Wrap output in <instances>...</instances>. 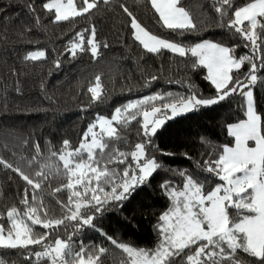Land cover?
I'll list each match as a JSON object with an SVG mask.
<instances>
[{"label": "trees", "instance_id": "obj_1", "mask_svg": "<svg viewBox=\"0 0 264 264\" xmlns=\"http://www.w3.org/2000/svg\"><path fill=\"white\" fill-rule=\"evenodd\" d=\"M47 1L0 0V159L30 178L41 180L37 194H42L50 215L60 216L57 200L67 202L68 192L55 189L64 185L66 178L48 168L44 169L47 179L35 173L45 163L61 165L51 153L59 154L65 140L73 149L78 147L98 114L112 117L115 108L149 95L172 93L175 98L186 97L194 91L208 98L216 94L214 86L206 79V69L193 67L196 58L190 53L185 57L167 50L159 55L147 53L134 39L132 17L150 33L185 47L207 40L232 48L237 58L253 53L251 47H245L238 33L222 26L227 23V17L221 21L213 6L215 0H181L197 25V29L191 31L164 27L151 0L100 2L85 15L61 22H54V14L42 7ZM248 2L234 0L233 7ZM30 4L35 11H30ZM124 7L132 17L123 11ZM93 27L95 40L100 45L98 55L94 58L85 44L89 50H77L73 57L70 42L81 32L86 37ZM36 50L44 51L46 58L25 59ZM247 70L245 64L239 72L233 70L232 75L243 78ZM97 76L101 82V99L93 101L88 89L94 86ZM153 76L157 79L152 80ZM258 76L264 77V69ZM252 90L256 110L264 116V85L258 80ZM163 102L158 100L156 104ZM245 111L244 96L232 94L215 105L201 106L164 123L147 149L148 155L163 168L126 194V199L106 203L101 212L95 213V228L83 226L72 235L73 241L83 240L85 245L107 249L101 256L103 264H123L127 256L108 237L136 248L154 249L161 239L157 228L161 223L159 218L170 206L162 184L170 182L171 186H182L180 170L201 180L208 177L204 181L205 192L222 183L202 171V167L206 160L215 159L225 145L234 146L228 126L246 119ZM141 121L142 116H137L126 125L114 124L122 139L110 145L116 143L120 150L131 151L136 143L146 139ZM37 143L39 154L34 147ZM109 167L123 169L124 165ZM26 188L31 201V186L17 172L0 165V213H6L12 206L23 209L20 200ZM234 212L230 209V213ZM0 222L7 223L6 219ZM76 223L66 221L67 227L61 225L48 239H67ZM36 230L45 231L39 226ZM40 250L39 245L29 249H0V259L5 264H37L30 253ZM240 256L245 260L254 259L244 253Z\"/></svg>", "mask_w": 264, "mask_h": 264}, {"label": "snow or ice", "instance_id": "obj_2", "mask_svg": "<svg viewBox=\"0 0 264 264\" xmlns=\"http://www.w3.org/2000/svg\"><path fill=\"white\" fill-rule=\"evenodd\" d=\"M100 2L108 4L109 0H82L80 6L76 0H48L42 7L54 14V22H61L85 15ZM233 4L234 0H215L213 6L221 21L227 17V23L222 26L238 33L245 41V47H251L253 55L237 58L232 54V48L207 40L185 47L182 43L150 33L132 17L127 7L123 8L132 17L134 39L147 53L159 55L167 50L179 57L190 53L196 58L193 67L202 66L207 70L206 79L214 86L217 95L204 98L194 91L186 97L175 98H172V93L149 95L115 108L111 118L98 114L78 147L73 149L65 140L59 154L51 153L61 165L45 163L35 173V176L47 179L44 169L48 168L66 178L67 182L55 189L56 192L65 189L68 192L67 202L57 200L60 216L50 215L42 194H37L41 180L30 178L19 168L0 159V165L21 175L32 190L31 201L29 190L26 188L24 191L20 200L23 209L12 206L6 213H0V221H7L0 222V249H29L39 245L40 251L30 253L37 264L40 261L48 264H103L101 256L107 249L85 245L83 240L73 241L72 235L83 226L95 228V213L101 212L106 203L126 199V194L163 168L160 162L148 155L147 149L152 145L157 129L166 120L239 94L246 97V119L228 126L234 146L225 145L215 159L206 160L202 167V171L214 175L222 183L205 192L204 181L208 177L201 180L180 170L182 186H171L170 182L162 184L170 206L159 218L161 223L157 228L161 239L154 249H138L118 243L111 237L108 239L127 254L123 264H264V116L256 110L252 90L258 80L264 85V77L258 76V72L264 69V0H249L239 7H233ZM151 5L167 29H197L181 0H151ZM29 9L35 11L31 4ZM95 35L93 27L87 43L94 58L100 47ZM77 50H89L85 48L83 32L70 42L69 51L73 57ZM44 58V51L30 52L25 56L30 61ZM245 64L248 70L243 78L234 77L233 70L239 72ZM56 66L59 67V61ZM88 91L93 101L101 99L99 76ZM158 100L164 102L157 105ZM137 116H142L141 127L146 139L127 152L120 150L116 143L110 145V142L122 139L113 125H126ZM34 147L39 154V144ZM110 165H124V168ZM230 209L235 210L234 214ZM66 221L77 222L72 225L73 233L67 239L56 237L49 240L48 237L61 225L67 227ZM36 226L45 231H37ZM240 253L254 259L245 260ZM0 264H5V261L0 259Z\"/></svg>", "mask_w": 264, "mask_h": 264}, {"label": "rangeland", "instance_id": "obj_3", "mask_svg": "<svg viewBox=\"0 0 264 264\" xmlns=\"http://www.w3.org/2000/svg\"><path fill=\"white\" fill-rule=\"evenodd\" d=\"M48 2V1H47ZM76 3H77V6H80L81 4H82V1H80V0H76ZM162 22V21H161ZM163 24V23H162ZM89 37H90V32L88 33V35L85 37V44H87L88 45V47H89V49H90V45L87 43V40L89 39ZM36 51H41V50H36ZM32 52H35V51H32ZM235 70V69H234ZM206 72H207V70H206ZM245 91H247V89L245 90ZM217 95V93L214 95V96H212V97H208V98H213V97H215ZM244 105H245V110H246V97H244ZM200 108V107H199ZM187 113H189V112H187ZM187 113H183V114H180V115H177V116H175L174 118H176V117H178V116H181V115H185V114H187ZM107 118H111V117H107ZM173 119V118H172ZM169 120H171V119H168V120H166L165 121V123L167 122V121H169ZM114 126V125H113ZM159 129V128H158ZM98 130V129H97ZM250 145H251V142H250ZM139 249V248H138Z\"/></svg>", "mask_w": 264, "mask_h": 264}]
</instances>
